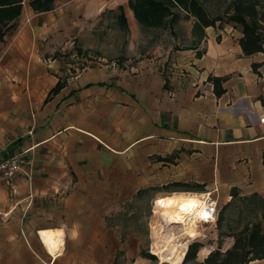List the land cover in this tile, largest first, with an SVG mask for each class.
Listing matches in <instances>:
<instances>
[{
	"label": "crops",
	"instance_id": "crops-1",
	"mask_svg": "<svg viewBox=\"0 0 264 264\" xmlns=\"http://www.w3.org/2000/svg\"><path fill=\"white\" fill-rule=\"evenodd\" d=\"M128 2L53 0L41 9L21 0L4 27L0 153L20 152L23 166L0 180V264L115 262L106 211L140 188L264 197V50L245 54L242 30L206 26L192 46L138 65L73 70L63 60L104 12L133 11ZM210 75L226 76L223 93ZM46 228L63 230L57 254L41 237Z\"/></svg>",
	"mask_w": 264,
	"mask_h": 264
},
{
	"label": "rangeland",
	"instance_id": "rangeland-1",
	"mask_svg": "<svg viewBox=\"0 0 264 264\" xmlns=\"http://www.w3.org/2000/svg\"><path fill=\"white\" fill-rule=\"evenodd\" d=\"M252 1L256 2L258 11L261 14L264 13V0ZM202 3L211 16L221 17V19L216 20L215 25L211 26L215 28L221 26L223 28L231 25L233 28L241 30L240 24H234V21L228 20V15L234 11L236 0H202ZM172 9L176 14L175 21L166 27H144L133 16V11H127L128 27H124L117 17L120 10H108L103 13L97 28L84 30L82 36L77 37L76 42L72 45V50L66 51L65 54L60 52V54L63 55L64 61L71 63L73 70L84 68L95 62H108L120 66L129 64L132 66L138 65L140 59L155 58L161 52L190 47L196 41H200L205 27L203 29L197 26L193 12L178 5L173 6ZM163 190L157 195L155 189H150L142 195L139 196L138 194V196L124 202V204H117L106 211L105 222L112 225L118 235H108L106 238L109 243L111 242L114 247H117L115 262L69 263L68 259L65 258L67 263L63 264H182V262L162 261L156 252L151 251L161 246L156 244L159 240L156 229L161 233L163 228L164 231L169 228L174 232V240L179 243L178 247L180 249L186 240H188V246L191 242L197 240L203 243L197 252L196 258L188 262L189 264H197L218 245H221L222 249L231 246L234 237L228 235V233L240 228L249 217L253 216L246 203L242 199H237L225 209L224 221L221 226H218L217 219L210 222H198L196 220V232L193 233V236H189L183 229L182 224L169 223L167 220L163 221L159 215L161 210H156L155 199L161 198L169 192L167 189ZM180 191L184 190L181 189ZM170 192L169 194H172L175 191L171 190ZM220 193L218 191L215 194L218 195L219 209L221 210L227 201L224 202L223 195ZM153 209L156 210L155 213ZM163 217L167 218L164 215ZM159 222H163V225ZM155 225L156 229H154ZM115 241L116 243H113ZM145 250L155 255V258L144 256L143 251ZM65 254L64 257L69 255V253ZM101 254L106 255V252H101Z\"/></svg>",
	"mask_w": 264,
	"mask_h": 264
},
{
	"label": "trees",
	"instance_id": "trees-1",
	"mask_svg": "<svg viewBox=\"0 0 264 264\" xmlns=\"http://www.w3.org/2000/svg\"><path fill=\"white\" fill-rule=\"evenodd\" d=\"M41 9H48L53 5V0H31ZM129 6L140 24L145 26L166 27L175 21L172 7L180 6L189 9L196 17L197 26L204 29L206 26L215 25L221 17H213L205 8L202 0H129ZM118 19L124 27H128L127 16L122 6L119 7ZM21 11V0H0V38L3 37L4 27L8 21L16 17ZM228 20L241 25L242 35L239 42L245 54L264 50V13H260L256 2L252 0H236L233 13L228 15ZM213 82L216 94L225 91L223 85L226 76L210 75L208 78ZM64 80L59 79L50 94H54L63 86ZM264 163V152H263ZM160 159L170 160L171 156H158ZM180 185V182H175ZM149 188H140L134 197L142 195ZM232 198L219 211L217 217L218 226L224 221L225 209L237 199L246 203L252 217L238 229L228 233L234 237L231 246L222 249L221 245L211 250L208 255L197 264H248L254 258L264 259V197L259 193L241 195L238 188L232 187ZM203 243L200 240L189 244L182 264H189L197 256V252ZM143 255L155 258L149 251H143Z\"/></svg>",
	"mask_w": 264,
	"mask_h": 264
},
{
	"label": "bare ground",
	"instance_id": "bare-ground-1",
	"mask_svg": "<svg viewBox=\"0 0 264 264\" xmlns=\"http://www.w3.org/2000/svg\"><path fill=\"white\" fill-rule=\"evenodd\" d=\"M156 199L155 205L159 210H161V214L167 217L165 220L169 223L177 222L182 224L186 233L189 236H193V233L196 232L197 215H190L189 217L186 216L193 212L196 206L201 205L202 200L200 194L195 192L178 191ZM162 220L164 221V219ZM159 223L163 225V222ZM154 229H156V227ZM167 229L168 230L164 231L165 229L163 228L161 233H159L156 229V233L159 234V240H157L156 244L161 246H159L156 250L153 249V251L159 255L162 261L180 263L183 261L186 254L188 240L183 243V247L180 249L178 247L179 243L174 240V232L169 228ZM39 232L48 248V251L52 254H57L62 251L64 243V234L62 229L46 228L41 229Z\"/></svg>",
	"mask_w": 264,
	"mask_h": 264
},
{
	"label": "built area",
	"instance_id": "built-area-1",
	"mask_svg": "<svg viewBox=\"0 0 264 264\" xmlns=\"http://www.w3.org/2000/svg\"><path fill=\"white\" fill-rule=\"evenodd\" d=\"M262 126L264 128V122ZM22 166L23 158L20 152H15L13 154L0 153V180H5L7 183H10L12 179L21 171ZM215 191H217L216 188L207 189L205 191L199 192L202 200L201 205L196 206L194 211L189 213L186 217L196 214V220L198 222L216 221L220 209L219 199L218 196L215 194ZM156 200L157 199H155V204ZM156 210L158 211L157 206ZM156 210L153 209V212ZM159 215L162 219H164V221H166L161 212H159ZM151 251H153V249Z\"/></svg>",
	"mask_w": 264,
	"mask_h": 264
}]
</instances>
